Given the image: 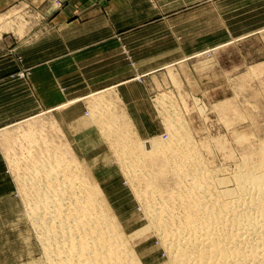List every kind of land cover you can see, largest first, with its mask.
Listing matches in <instances>:
<instances>
[{"label":"rangeland","instance_id":"obj_1","mask_svg":"<svg viewBox=\"0 0 264 264\" xmlns=\"http://www.w3.org/2000/svg\"><path fill=\"white\" fill-rule=\"evenodd\" d=\"M30 1L31 0H21L0 11V14L9 12V15L0 21L3 23H0V26L4 29L6 27L5 30L0 31V35H11L12 33H16L21 39H26L29 38L30 35L35 34L37 30L42 29V33L44 32V21L35 14L36 11H40L41 7L43 8L42 3L40 0H33L34 2L29 3ZM52 1L54 7L59 8L62 6L63 0ZM254 1L252 5H244V20H229V28L231 30H247L253 32L242 36H230L228 37V43L213 49V51L209 53H198L197 56L190 61L192 64L190 68H167L166 75L169 77L170 82L158 88L151 85L150 90H152L153 94L148 103L149 111L152 115L135 117L138 121H144L143 123L136 124L138 130L132 120L134 117L125 112L126 110L124 106L120 104L121 100L118 98L119 96L117 93L115 94L117 97L116 100L112 98V100L106 99V95H108L109 91L114 92L111 90L99 91L87 98L86 101L89 107V114L82 116L81 120H84L85 125L92 126L93 131L85 133L84 136L83 134L77 135L79 129L76 126H73L72 132L65 130L57 117L59 111L55 112L51 109L48 111L40 110L8 126L0 125V147L5 155V162L3 164L0 163V264H31L32 262V264H64L66 260L65 254L58 250L57 252L55 250L51 253V250L53 247L55 248L57 244H50L44 241V235H42L41 230L38 231V229L35 228V222H33L34 220H32L33 218L29 211L31 206L29 205L30 197L28 196L30 195L29 192L31 195L33 194V188H31L32 190L30 191L28 188L32 187V180L37 173L34 172L36 174L32 173V175H30L31 173H29L26 168L28 167L29 169L34 162L31 161V165L27 163H29V159H37L40 163L41 158L51 155L52 157H50V159L52 161L49 159L50 162H47H53V165L50 164L51 167L49 166L52 172L61 168V174L64 172L63 174L66 175L68 174L67 172H69V174L78 175V177L82 179L81 182H84L86 178L88 181L90 180L91 183L97 182L100 185L105 198V203L102 200V204L105 207L106 205L109 206L106 207L109 210L108 212L114 214L113 216L118 219L116 221L119 224V230L123 232L122 234L125 235L123 236L128 240L129 249L140 258L143 264H170V251L167 244H163L166 242H163L164 237L161 235V228L154 223L155 221L150 217L151 215L147 210L149 201L146 198L147 196L145 197V194H143V191L147 190L143 189L146 188V184H144L146 182L142 180L145 178V180H147L145 175L146 167L136 155L141 150H136V148L133 150V143L136 141L138 143L141 141L143 142L150 138H158L161 141L164 139L169 140L171 136L185 135L187 140L189 139L188 143L190 141L192 142L189 143V146H192L188 147L190 149L192 148L191 151H193L194 154L197 153V151L200 153L196 155L204 162L203 165L208 171L212 172L210 169H213L214 175L218 173L215 175L217 178L228 179L227 186L234 187V181H232L234 174L232 173L236 171L237 165H239L243 159L241 147L243 144L235 140L234 133H242L241 135L247 134V137L250 138L247 140L256 139L254 134L255 125L252 122V117L263 119L260 114H262L261 111L263 112L264 110V108L261 109V105L263 104L262 106H264V0ZM149 2L155 4L156 0H149ZM248 9H253L254 11H247ZM10 12L12 17L10 16ZM223 25L220 20L213 17V28H221ZM194 38L197 43L204 42V37H191V40ZM217 39H220V37H213L214 41ZM25 47L26 46H22V52L26 49ZM17 59L19 62L22 61V58L19 56H17ZM29 72L30 69L28 67H22L15 75L23 79L29 75ZM133 90L140 91V88H136L134 85ZM254 95L258 98L261 97L260 101L263 102L259 104L254 101ZM95 100L100 101L96 102ZM138 103L141 104L140 101H138ZM246 103H248V105ZM116 114L119 117L118 119ZM110 116L114 120H112ZM224 116L228 117V119H224ZM232 117L233 120L230 119ZM236 119L239 122H237ZM239 119L242 121L240 122ZM228 121L230 123L234 122V125L232 126L233 123L229 124ZM230 125L231 127H229ZM116 131H118L119 136ZM219 136L220 138H218ZM120 138L121 140L119 141ZM8 139H10V141ZM65 141L68 143V149H65L72 152L71 154L73 157L71 160H74L73 163L72 161L69 162V166L61 160V157H63V159L68 157L61 148L64 146L63 143ZM246 142L249 143L251 141ZM141 143L139 144L141 145ZM7 144L8 146H12L8 149V147L5 146ZM118 144L119 147L113 146L115 149L112 147V145ZM129 144H131V146ZM127 145H129L130 148ZM14 146H16V149ZM84 146L86 147L83 148ZM221 149L222 151H220ZM132 150H136L134 152L135 154ZM21 151H24L23 154ZM53 151H55L56 154H53ZM11 153L14 154V156ZM26 153H29L28 157ZM63 153H65L66 156ZM17 154H20L18 158H25V161L23 160V162L21 158V160L18 159ZM47 154L48 156H46ZM57 155H59L60 158L55 157ZM224 156H227V158ZM11 159H16L17 161L12 162ZM135 159L139 160V164ZM132 161L136 162V164L132 163ZM130 162L133 166L127 165V163ZM73 165L75 166L73 167ZM65 167L68 168L66 169ZM80 168L81 171L78 170ZM27 172L29 174H27ZM45 173L48 174L49 171ZM213 173L210 174L213 175ZM142 175L143 177H141ZM28 176L32 178L30 181L28 180ZM134 176L137 177V179L141 177L144 183L140 180L138 181ZM22 177L24 178L22 179ZM26 183L29 184L27 185ZM136 184L138 186H136ZM216 187L219 189L221 185L219 186V184H216ZM83 188L79 189V191L83 192ZM27 193L29 195H27ZM145 203H147V205H145ZM97 205L99 207V204L96 202V206ZM138 230L143 233H140L137 238L131 240L129 238L130 234ZM48 244H50V246L52 245V248H50ZM47 249H51L50 252ZM58 252L60 253L59 255H57Z\"/></svg>","mask_w":264,"mask_h":264},{"label":"crops","instance_id":"obj_2","mask_svg":"<svg viewBox=\"0 0 264 264\" xmlns=\"http://www.w3.org/2000/svg\"><path fill=\"white\" fill-rule=\"evenodd\" d=\"M20 1L0 0V11ZM40 1L43 8L35 14L44 21L43 33L37 30L26 39L0 35L1 126L51 109L59 111L65 130L76 126L77 135L84 136L93 131L81 120L89 114L87 98L111 90L106 99L116 100L117 93L137 128L144 121L136 116L152 115L151 85L170 82L167 68H190L198 53L213 51L230 36L253 32L231 30L229 20H244V5L254 0H63L59 8L52 0ZM213 17L224 25L213 28ZM198 36L204 42L191 40ZM214 36L220 39L214 41ZM22 67L30 69L23 79L15 75Z\"/></svg>","mask_w":264,"mask_h":264},{"label":"bare ground","instance_id":"obj_3","mask_svg":"<svg viewBox=\"0 0 264 264\" xmlns=\"http://www.w3.org/2000/svg\"><path fill=\"white\" fill-rule=\"evenodd\" d=\"M8 15L9 12L0 14V21ZM5 29L0 26V31ZM253 98L255 99L254 101L259 104L263 102L260 101L261 97L258 98L254 95ZM100 100L102 101V99ZM246 104L248 105V103ZM262 105L261 109L264 108ZM256 108L258 109V107ZM261 113L262 114H259L263 117V119H258L257 117H255L257 118L255 119L252 117V122L255 125L254 134L256 139L247 140L250 139L247 137V134L241 135L242 133H234L235 140L240 142V144H243V146H241L243 153L242 162H240V164L238 163L239 165H237L236 171H233L234 173H232L234 174L233 178L231 177L232 181H234V187L227 186L228 179L217 178L215 175L218 173H215L214 175L213 169H210L212 172L208 171V169L203 165L204 162H202L196 155L200 153L197 151V153L194 154L193 151H191L192 148H189L192 146H189V143L192 142L190 141L188 143L189 139L187 140L185 135L175 137L171 136L169 140L164 139L162 141L158 138H150L143 142L141 141L142 143L139 142L141 145L137 141L133 143V145L136 146H133V150L134 148H136V150H141L136 155L143 162V165L145 164V175L147 180H145V177V179L142 180L146 183L141 180L143 175L140 179H137L135 176L134 177L138 181L140 180L146 184V188L143 189L147 190L143 191V194H145V197L147 196L146 198L149 203L148 205L145 203V205H147V210L151 215L149 216L155 221L154 223L161 228V235L165 240H163V242H166L163 244H167L170 251V257L168 256L170 258V264H264V110L263 112L261 111ZM116 117L117 119L119 118L117 114ZM224 119H228V117L224 116ZM230 119L233 120V117ZM112 120L114 119L112 118ZM241 121L242 120H240V122ZM234 122H232V124L228 121V123L232 124V126L234 125ZM237 122L239 121L237 120ZM229 127H231V125ZM116 132L118 135V131ZM218 138H220V136ZM8 140L10 141V139ZM246 141L251 142L248 143ZM64 143V146L60 147L68 157L65 159L61 157V160L68 165L69 162L72 161L71 158L73 155L71 154L72 152L66 150L68 149V143L66 141ZM129 145L131 146V144ZM129 145L127 146L129 147ZM5 146L9 149L12 145L8 146L7 144ZM113 146L119 147V144L112 145V147ZM14 147L16 149V146ZM135 151H133V153ZM220 151H222V149ZM54 153L56 154L55 151H53V154ZM12 155L14 156V154ZM19 156L20 154L17 158ZM46 156H48V154ZM50 157H52V155L41 158L40 163L36 158V160L29 159V163L27 164L31 165L32 163L30 162L32 161L35 165L33 164L29 169L27 167L26 170L31 173L30 175H32V173H37L34 175L35 177L32 180V187L28 188L29 191L33 188L32 195L30 192V195L27 193V195H29L28 197H30L29 205L31 206V209L29 211L31 217L33 218L32 220H34L33 222H35V228H37L38 231H42L44 241L50 244H57L55 248L53 247L52 250L50 249L51 253L55 250L56 252L58 250L59 252L64 253V256H66L64 264H143L140 258H138L137 255L129 249L128 240L124 237L125 235L122 234L123 232L119 230V224L116 221L118 219L113 216L114 214H110L108 212L109 210L106 207L109 206L106 205L105 207L102 204V200L104 201L105 198L100 185L97 182L91 183L90 180L88 181L86 178L84 182H81L82 179H80L78 175H72L69 174V172H67L68 174L66 175L63 174L64 172L61 174L60 172L62 170L58 167L57 170L52 167L57 171L52 172L49 168L53 165V162H47H50ZM55 157L60 158L59 155ZM116 157L118 158L117 154ZM224 157L227 158V156ZM21 159L22 161H25V158ZM135 160L138 163L139 160ZM11 161L14 162L17 160L11 159ZM136 162L132 161V163L135 164ZM128 164L133 166L131 162L127 163V165ZM74 166L75 165H73V167ZM65 168L67 169L68 167ZM78 170L81 171V168ZM46 171H49V173L46 174ZM29 173L27 172V174ZM210 173H213V175ZM23 178L24 177H22V179ZM28 178L29 181L32 179L30 176H28ZM26 184L28 185L29 183ZM137 184L136 186H138ZM216 184H219V186L221 185V188L217 189ZM81 188H83V192L79 191ZM96 202L99 204V207L98 205L96 206ZM140 233L143 232H140V230L135 231L130 234L129 238L131 240L135 239ZM50 244L48 245L50 246ZM51 246L50 248H52ZM47 250L50 252L49 249ZM59 252L57 255L60 254Z\"/></svg>","mask_w":264,"mask_h":264}]
</instances>
